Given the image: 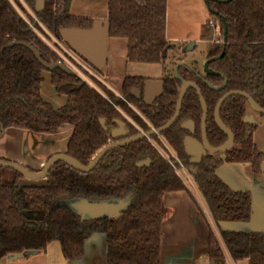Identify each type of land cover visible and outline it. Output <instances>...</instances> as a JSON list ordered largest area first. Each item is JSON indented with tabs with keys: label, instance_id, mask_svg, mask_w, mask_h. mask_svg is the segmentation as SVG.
Returning a JSON list of instances; mask_svg holds the SVG:
<instances>
[{
	"label": "trees",
	"instance_id": "1",
	"mask_svg": "<svg viewBox=\"0 0 264 264\" xmlns=\"http://www.w3.org/2000/svg\"><path fill=\"white\" fill-rule=\"evenodd\" d=\"M22 1L34 11L35 0ZM47 1L49 5L35 13L51 33L60 36L62 28L91 26L89 19L67 15L68 0L54 3V16L52 2ZM13 2L23 9L18 0ZM206 4L211 19L202 25L200 39L207 43L209 74L201 77L179 66L176 79L164 81L162 96L145 106L143 78L125 77L121 100L108 89L101 88V94L55 68L49 71L51 83L67 102L62 110L53 111L40 97V75L59 59L29 30L11 0H0V135L7 128L54 134L63 125H70L72 134L64 154L87 167L105 147L164 126L174 115L182 83L191 82L199 87L207 107L208 144L225 145L228 136L214 117L215 106L224 94L242 92L264 110V0H206ZM108 20L109 34L127 39V62H164L169 48L166 0H108ZM215 21L221 29L216 39ZM246 104L245 97L239 95L223 102L219 117L232 133L234 144L222 158L208 155L198 166L189 164L182 152L187 133L181 124L192 121L200 129L202 118L200 99L190 88L171 128L110 150L89 172L57 161L44 183L21 187L17 185L19 173L0 167V260L43 253L51 242L59 243L66 260H78L83 257L85 240L94 233H104L107 264H159L161 195L186 190L156 148H163L162 138L167 144L175 143L183 163L191 167L192 179L231 260L264 264V233L220 230L224 222L250 220L251 198L247 191L230 189L216 170L225 162H245L261 173L257 166L264 159V152L253 140L257 126L243 120ZM97 206L117 207L118 213L97 219L91 211L81 210ZM208 243L209 261L228 264L212 231Z\"/></svg>",
	"mask_w": 264,
	"mask_h": 264
},
{
	"label": "crops",
	"instance_id": "2",
	"mask_svg": "<svg viewBox=\"0 0 264 264\" xmlns=\"http://www.w3.org/2000/svg\"><path fill=\"white\" fill-rule=\"evenodd\" d=\"M53 2V0H50ZM203 0H166V38L169 43H183L184 49H191L201 41V20ZM206 2V0H204ZM43 1V9L47 5ZM52 4V3H51ZM43 11V10H42ZM198 18L191 19V17ZM67 15L94 21H108V0H68ZM176 20L180 22L176 23ZM194 22V23H193ZM89 26L88 28H90ZM218 37V36H217ZM203 41V40H202ZM205 42V41H204ZM206 43V42H205ZM128 42L123 37L109 34L105 42L106 58L101 68L105 84L115 94L122 95L125 77L137 74L138 63L126 60ZM183 63V62H182ZM183 66V65H182ZM186 67V66H185ZM162 80L160 78H149ZM56 95H47L48 91ZM40 97L45 103L59 110L67 102L65 95L55 91L49 71L40 75ZM60 104L55 107V97ZM263 116L247 103L243 120L254 123ZM72 134L70 125H63L57 133L42 134L28 130L7 128L0 135V159L40 171L47 160L56 154H64ZM19 141H16V140ZM253 140L259 151L264 152V131L258 129ZM218 178L233 191H247L251 198V216L246 223L224 222L223 231L264 233V175L255 173L249 163H223L216 170ZM30 186V185H29ZM192 193V191H191ZM187 190L163 192L161 195V246L159 264H210L208 254L209 222L197 207L194 194ZM196 199V198H195ZM107 239L104 233H94L84 243V254L78 260H66L58 242H51L46 251L17 259L3 258L0 264H107ZM228 264H247V261Z\"/></svg>",
	"mask_w": 264,
	"mask_h": 264
},
{
	"label": "water",
	"instance_id": "3",
	"mask_svg": "<svg viewBox=\"0 0 264 264\" xmlns=\"http://www.w3.org/2000/svg\"><path fill=\"white\" fill-rule=\"evenodd\" d=\"M43 1L44 0H35L34 11L36 13H41L43 10ZM59 35L61 39L68 45V47L73 50L76 54L81 56L89 65H91L95 70H101L105 58H106V50H105V42L107 37L109 36V22L108 21H94L90 28L86 29H78V28H62L59 31ZM36 58L39 60V55L34 51ZM40 61V60H39ZM207 62H205V72L209 74L210 72L207 69ZM182 66V65H179ZM55 68L61 69L65 73L74 76V73L70 71L67 67L56 64L53 66H47L46 69L48 71L54 70ZM177 74H175L176 76ZM190 88L196 90L197 95L200 99V103L202 106V118H201V139L198 140L195 137V124L192 121H186L181 124V128L185 130L188 134L184 137L183 147L184 153L187 157H189V163L191 165H200L202 159L206 155H216L224 153L229 150L233 144L234 139L232 133L223 125L219 117V110L223 102L233 95H239L245 97L249 106L257 113L262 114L264 116V110L261 109L248 95L239 92V91H230L222 96V98L217 102L214 110V117L217 126L227 134L228 141L225 145L221 147H211L207 143L206 138V120H207V107L204 99L201 97L200 89L197 85L191 82H183L180 90V94L178 96L176 109L172 118L161 128L151 130L150 132L141 134L137 137L115 143L105 147L102 151H100L97 156L93 159L91 164L87 167L80 166L77 162H75L71 157L65 154H56L50 157L43 168L37 173H31L27 171L23 166L17 163L8 162L0 159V167L9 168L17 173L20 176L30 179V180H41L45 179L50 169L53 167L54 163L57 161L65 162L80 171L89 172L91 171L101 160L102 158L110 151L115 148L131 144L143 138H150L153 135H160L167 129L171 128L178 120L179 114L181 111V106L183 99L185 97L186 91ZM164 92V81L163 80H151L148 79L144 83L143 89V104L145 106H151L155 103L157 99H159ZM147 163V162H146ZM141 165V164H140ZM260 172L264 175V160L260 165ZM82 211L88 210L91 211L93 216L97 219H104L105 217H111L117 215V207L115 208H100V207H91V208H81ZM15 259L19 257H14ZM210 264H215L210 262Z\"/></svg>",
	"mask_w": 264,
	"mask_h": 264
},
{
	"label": "rangeland",
	"instance_id": "4",
	"mask_svg": "<svg viewBox=\"0 0 264 264\" xmlns=\"http://www.w3.org/2000/svg\"><path fill=\"white\" fill-rule=\"evenodd\" d=\"M18 1L20 2L21 6L23 4H25L22 0H18ZM57 1H59V0H53L52 6L54 5V3H57ZM47 2H48L47 5H49V1H47ZM25 5L27 6V4H25ZM55 7H56V5H55ZM55 7L53 6V8H52L53 16L56 13V8ZM202 8L203 9L201 10V20H204V19L206 21L210 20L211 19L210 12H209V9L207 7V4H206V2H204V0L202 2ZM22 10L26 14V16L28 18H30L29 14H27V12L24 11V9H22ZM194 18H198L197 14L193 18L191 17L188 21L191 23V19H194ZM178 22H180V20H176V23H178ZM212 27H213V37L216 39V38L219 37V35L221 33V29H220L219 22L218 21H215L212 24ZM206 51H207V43H205L202 40L195 42L193 44V47L191 49H187V50L184 49L183 43H174V42H171L170 43V47L166 51L165 59H164V62L163 63L140 64L138 66V71H137V74L135 75V77H139V78H143V79L160 78V79H163L165 81V83H166L167 82V79H170V80L176 79L175 78V74H177V72H178L179 65H183V66H186L187 68L192 69L199 76L202 77V76H204L206 74L205 69H204L205 62H206ZM83 76H86L88 78V80L93 85H95V86H97L99 88H103L107 92V90L105 89V87L108 88L107 85L106 86H103L102 84H100L99 79H97L96 77H94V76H92L90 74H84L81 77H83ZM97 76L99 78L102 77L103 79H105L103 77V75L101 74V71H98L97 70ZM75 77L80 82V77H78V76H75ZM47 95H56V94H55V92H52L50 90V91H48V93L45 96H47ZM41 97H42V95H41ZM60 98L61 97H59V96L58 97H55V100H54V106L55 107H57L60 104V101H59ZM42 100L45 103V100L44 99H42ZM49 106L51 107V109L53 111H58V110H54L53 109V106L51 104ZM64 107H65V105L63 107H61V109H59V110H62ZM255 115H257V114H255ZM257 117H260L261 120H258L257 122H254V124L257 126L256 130L258 129L259 133H262L264 131V116H258L257 115ZM153 136H156V134L153 135ZM16 141H19V140L17 139ZM68 142H69V140H68ZM154 145H156V144L154 143ZM168 145H169V147H171L173 154L176 157H178L181 160V162L183 163V160L184 159H183V157H181L179 155V151H178L177 145L175 143H169ZM67 146H68V143H67ZM163 148H165V147H163ZM160 150H161V148L158 149V151H160ZM223 155H224L223 153L216 154L215 157H221L222 158ZM206 156H208V155H206ZM5 160H7V159H5ZM261 163L257 166V170L258 171L260 169ZM190 168L191 167L189 166L188 169H190ZM181 181L184 183V186L186 187V190L191 193V190L188 189V187L185 185V182L182 179H181ZM42 183H44V179H41V180H30V179L24 178L22 176H20V178L17 180V185H19L21 187H23V186H29V185H40ZM192 193H191V196H192ZM193 200L195 201L197 207L199 208V210L201 211V213L205 217L204 212L207 213L206 206H204L205 204L204 205L201 204L203 206L201 208V205L197 202V200L194 197H193ZM207 218H208L209 223H210L208 226H209L210 231H212V233H213L214 239H216L218 241V243L220 244L221 248L223 249V251L225 253V257H226L227 262H231L232 263V260L229 257V255H228V253H227V251L225 249V246H224V244L222 242L221 235H220L218 229L216 228V226H215L213 220L210 218V216H207Z\"/></svg>",
	"mask_w": 264,
	"mask_h": 264
},
{
	"label": "built area",
	"instance_id": "5",
	"mask_svg": "<svg viewBox=\"0 0 264 264\" xmlns=\"http://www.w3.org/2000/svg\"><path fill=\"white\" fill-rule=\"evenodd\" d=\"M11 3L14 5L16 11L21 16V18L28 24L29 30L34 34V36L45 44L53 53H55L58 57V64H61L67 67L70 71L74 73V76L80 77V82L88 85L91 88L96 89L98 92L103 94L101 88L93 85L86 76L81 77L84 74H90L97 79H99L100 84L106 86L104 79L97 76V70H95L91 65H89L81 56L76 54L73 50H71L68 45L61 39L60 36H57L49 31L44 20L40 18L33 10L23 4L24 11L29 14L30 18L26 16L22 9H19L13 0ZM105 89H108L105 87ZM109 90V89H108ZM118 98L124 100L121 94H117ZM154 130V129H152ZM161 142L163 143V147L159 151L163 159L169 164V166L175 171V173L185 182V185L191 190L197 200V202L201 205H204L201 195L192 179V175L187 166L181 162V160L176 157L171 147L161 138ZM170 154H168V153ZM201 205V208L203 207ZM205 206V205H204ZM207 213L204 212L207 221L209 222L207 216H210L207 208ZM211 218V216H210ZM210 224V223H209ZM220 242V241H219Z\"/></svg>",
	"mask_w": 264,
	"mask_h": 264
},
{
	"label": "flooded vegetation",
	"instance_id": "6",
	"mask_svg": "<svg viewBox=\"0 0 264 264\" xmlns=\"http://www.w3.org/2000/svg\"><path fill=\"white\" fill-rule=\"evenodd\" d=\"M188 69H190V68H188ZM190 70H192V69H190ZM148 79H145L144 80V82H143V89H144V83H145V81H147ZM152 80V79H151ZM163 80V79H162ZM164 81V80H163ZM134 92V91H133ZM158 100V99H157ZM156 100V101H157ZM155 101V102H156ZM188 134V133H187ZM195 137L198 139V140H200L201 139V131H200V129H197V127H196V125H195ZM206 138H207V134H206ZM208 143V142H207ZM156 148H157V150L158 149H160L158 146H156ZM183 155L185 156V157H187L186 155H185V153H184V147H183ZM188 158V161H189V157H187ZM205 158V157H204ZM203 160V159H202ZM202 163V162H201ZM190 164V163H189ZM187 166V165H186ZM193 166H198V165H193ZM187 168H188V166H187Z\"/></svg>",
	"mask_w": 264,
	"mask_h": 264
}]
</instances>
